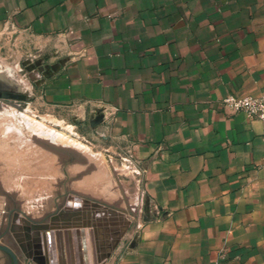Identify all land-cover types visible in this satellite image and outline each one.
Here are the masks:
<instances>
[{"label": "crops", "instance_id": "0c3cea01", "mask_svg": "<svg viewBox=\"0 0 264 264\" xmlns=\"http://www.w3.org/2000/svg\"><path fill=\"white\" fill-rule=\"evenodd\" d=\"M262 91L264 0H0V92L22 97L0 105L35 100L47 113L68 112L93 147L131 168L127 206L95 208L69 200L93 197L48 191L43 153L23 148L19 157L20 145H3L0 244L18 264H36L20 246L30 257L46 252L50 264L47 229L25 227L87 222L86 263L81 233L70 234V258L96 264L128 219L106 264H264L262 124L220 105ZM2 113L1 135L12 129ZM10 263L0 251V264Z\"/></svg>", "mask_w": 264, "mask_h": 264}, {"label": "rangeland", "instance_id": "374dc122", "mask_svg": "<svg viewBox=\"0 0 264 264\" xmlns=\"http://www.w3.org/2000/svg\"><path fill=\"white\" fill-rule=\"evenodd\" d=\"M4 104V106L0 105V112H3L1 115L4 116L2 121L6 122L5 125L2 122V126L3 129L7 126L12 127L13 132L9 130V133L0 134V147L6 144L11 147L20 145L21 149L15 151L21 154L19 157L25 152L32 157H39L43 153L41 156L47 159L48 191L53 190L60 195L78 192L93 197L98 203L76 196L69 200H81L82 204L88 201V204L96 205L95 208L104 206L114 209L101 202L127 206L122 180L127 177L131 168L119 157L109 156L99 147H93L90 143L92 141L86 135L88 130L85 123L76 125L75 116L68 112L47 113L39 108L35 100L29 102L8 100ZM21 142H25L24 147ZM27 142L30 144H26ZM29 145L30 148L27 149ZM6 154V150L0 149V191L2 192L7 189ZM15 178L19 179L17 185L22 188V172L16 173ZM4 200L0 199L1 202Z\"/></svg>", "mask_w": 264, "mask_h": 264}, {"label": "water", "instance_id": "95a60500", "mask_svg": "<svg viewBox=\"0 0 264 264\" xmlns=\"http://www.w3.org/2000/svg\"><path fill=\"white\" fill-rule=\"evenodd\" d=\"M0 97L2 98H14L16 100L22 99V97H18L16 95H12L9 93H1L0 92ZM102 119V115H96L94 117V119L90 122V126L94 127L96 126ZM94 202H97L98 200H92ZM98 203V202H97ZM96 206V205H95ZM62 211L58 212V214H54L49 218V222L52 224V222L56 219H59V217H62ZM29 224V223H27ZM62 226H58V227H49V225H41V224H29L25 227L26 230L29 229H44L47 231L43 234L45 241L47 242V254L50 257V264H72L71 262V249H70V242H69V238H70V234H73V237L75 240H77V236L79 233H81L82 236V242H81V249L83 251V256H84V263H86V249H85V243L83 240V228L84 227H90V223H76L74 229H72L70 231V223L65 220H63L62 222ZM129 226V220L127 219V222L125 223L124 228L122 229V231L120 232L119 236L117 237V239L115 240L114 244L112 245V247L110 248V252L104 256L102 259H98L96 264H102L104 261L103 259H107L112 250H114L116 248V246L118 245L121 237L123 236V234L126 232V230L128 229ZM49 230H53L52 232H50ZM37 234V233H35ZM4 234H0V239ZM53 236L54 238V243H55V247L52 250L51 246H50V237ZM62 239H64V243H62ZM36 242L39 241L38 238H35ZM77 243V242H76ZM38 247V244H36ZM22 254H24V258L23 260L25 261H31L33 263L36 264H47V260L45 257L46 252L43 254L41 251L37 250V252H35V255L33 257H30L29 255L25 254L24 248L22 246H20ZM75 249L76 252L78 253L80 250V245H75ZM0 251L6 253L11 260L10 264H18L19 263V259L18 257L14 254V252L9 249L6 245L4 244H0ZM64 253L67 254L68 258L67 261L64 262Z\"/></svg>", "mask_w": 264, "mask_h": 264}, {"label": "built area", "instance_id": "2783aa9c", "mask_svg": "<svg viewBox=\"0 0 264 264\" xmlns=\"http://www.w3.org/2000/svg\"><path fill=\"white\" fill-rule=\"evenodd\" d=\"M220 105L230 112H242L250 120H259L262 124L261 137L264 141V91L256 96L228 94L220 100Z\"/></svg>", "mask_w": 264, "mask_h": 264}, {"label": "bare ground", "instance_id": "6f19581e", "mask_svg": "<svg viewBox=\"0 0 264 264\" xmlns=\"http://www.w3.org/2000/svg\"><path fill=\"white\" fill-rule=\"evenodd\" d=\"M94 206H95V205H94ZM111 209H112V208H111ZM110 212H113V211L110 210ZM81 213H82V212H81ZM94 213H95V212H94ZM96 213H97V212H96ZM77 219H78V218H77ZM89 221H90V220H89ZM89 221H88V222H89ZM95 221H96V220H95ZM83 222H84V220H83ZM86 223H87V222H86ZM90 225H91V224H90ZM71 235H72V234H71ZM71 235H70V236H71ZM71 238H72V237H71ZM73 238H74V237H73ZM77 238H78V236H77ZM77 241H78V240H77ZM80 242H82L81 238H80Z\"/></svg>", "mask_w": 264, "mask_h": 264}]
</instances>
